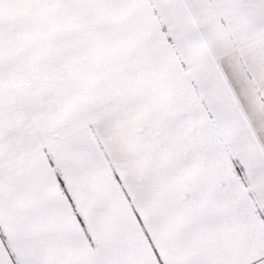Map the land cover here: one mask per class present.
Segmentation results:
<instances>
[{"label": "snow or ice", "instance_id": "6c2138e0", "mask_svg": "<svg viewBox=\"0 0 264 264\" xmlns=\"http://www.w3.org/2000/svg\"><path fill=\"white\" fill-rule=\"evenodd\" d=\"M0 264H264V0H0Z\"/></svg>", "mask_w": 264, "mask_h": 264}]
</instances>
